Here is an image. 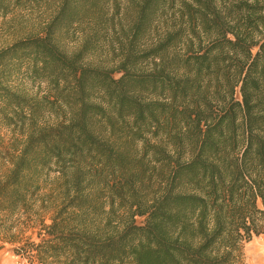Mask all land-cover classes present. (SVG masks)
<instances>
[{
	"label": "trees",
	"instance_id": "16d2710c",
	"mask_svg": "<svg viewBox=\"0 0 264 264\" xmlns=\"http://www.w3.org/2000/svg\"><path fill=\"white\" fill-rule=\"evenodd\" d=\"M48 1L0 0L1 30H24L0 47V212L39 203L37 263L245 264L264 234V0H55L27 28Z\"/></svg>",
	"mask_w": 264,
	"mask_h": 264
},
{
	"label": "rangeland",
	"instance_id": "374dc122",
	"mask_svg": "<svg viewBox=\"0 0 264 264\" xmlns=\"http://www.w3.org/2000/svg\"><path fill=\"white\" fill-rule=\"evenodd\" d=\"M55 0H49L43 5H33L29 6V9L24 12H20L27 20V28L31 26L37 25L47 14L51 8L55 6ZM118 3V2H117ZM119 5L122 8H126L128 5L124 1H120ZM113 6V5H112ZM114 9L110 10V13H113ZM128 14V16H126ZM126 21L123 20V24L127 26V20H131V16H133V9L128 10L125 13ZM9 19V18H8ZM118 17H115L114 20L118 22ZM2 19L0 18V23ZM124 26V27H125ZM5 29V28H4ZM84 29H88L86 26H81V31ZM24 31V30H23ZM23 31L13 32L15 34L10 35L8 32L1 30L0 28V47L11 42L15 36L19 37L23 35ZM108 36H105L103 43L101 42L102 49L104 47L107 48L106 39ZM74 38V36H72ZM79 45V40H68L65 39L62 41V47L66 52H71ZM104 51V50H102ZM118 77V75H115ZM1 135L3 136V150H7L8 144L10 143V131L7 128H1ZM138 149H140L141 153L146 151V147H143V143L137 144ZM147 152V151H146ZM6 168H9L8 164L4 161L0 160V172H4ZM163 168V166L156 165V173ZM36 197V196H35ZM38 199V198H35ZM41 212L39 211V203H34L32 206H28L27 209L21 210L19 212H0V243H4V247L9 252L11 257V262L13 264H19V261H22V264H38L36 258V249L33 245L39 243L40 239L44 236L43 228L39 222V217ZM51 212L45 214V224L49 223L47 219ZM2 221L6 223V225H1ZM135 222L137 225L143 224V217L136 216ZM8 229V232L6 231ZM14 240L15 243H10L7 240ZM254 243L264 244V234L253 237L249 242L244 245V255H245V264H254L255 261V245Z\"/></svg>",
	"mask_w": 264,
	"mask_h": 264
},
{
	"label": "bare ground",
	"instance_id": "6f19581e",
	"mask_svg": "<svg viewBox=\"0 0 264 264\" xmlns=\"http://www.w3.org/2000/svg\"><path fill=\"white\" fill-rule=\"evenodd\" d=\"M254 245H255L254 264H264V244L254 243Z\"/></svg>",
	"mask_w": 264,
	"mask_h": 264
},
{
	"label": "crops",
	"instance_id": "0c3cea01",
	"mask_svg": "<svg viewBox=\"0 0 264 264\" xmlns=\"http://www.w3.org/2000/svg\"><path fill=\"white\" fill-rule=\"evenodd\" d=\"M4 243H0V264H13L11 262V257L9 252L3 245Z\"/></svg>",
	"mask_w": 264,
	"mask_h": 264
},
{
	"label": "built area",
	"instance_id": "2783aa9c",
	"mask_svg": "<svg viewBox=\"0 0 264 264\" xmlns=\"http://www.w3.org/2000/svg\"><path fill=\"white\" fill-rule=\"evenodd\" d=\"M19 264H22V261H19Z\"/></svg>",
	"mask_w": 264,
	"mask_h": 264
}]
</instances>
